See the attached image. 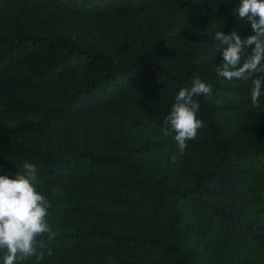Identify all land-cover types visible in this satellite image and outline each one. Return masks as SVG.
<instances>
[{"label":"trees","instance_id":"trees-1","mask_svg":"<svg viewBox=\"0 0 264 264\" xmlns=\"http://www.w3.org/2000/svg\"><path fill=\"white\" fill-rule=\"evenodd\" d=\"M237 4L0 0V174L37 166L56 232L21 264H264V99L216 73L215 31L253 34ZM194 78L213 91L173 163Z\"/></svg>","mask_w":264,"mask_h":264},{"label":"clouds","instance_id":"clouds-1","mask_svg":"<svg viewBox=\"0 0 264 264\" xmlns=\"http://www.w3.org/2000/svg\"><path fill=\"white\" fill-rule=\"evenodd\" d=\"M233 12L249 23L253 34L242 37L235 30L227 34L215 31L213 40L220 53L216 73L229 81H250V103L259 106L264 99V0H238ZM245 49H250L246 58ZM212 91L210 83L194 78L190 86H182L176 94L161 127L162 133L171 136L177 145L178 155L172 157L173 163L185 154L189 141H194L203 128L197 116L199 98ZM37 176V166L28 160L23 162L22 174H0V264H21L37 254L38 238L46 236L51 241L56 236L46 218L50 201L35 187ZM47 251L52 254L51 248Z\"/></svg>","mask_w":264,"mask_h":264}]
</instances>
